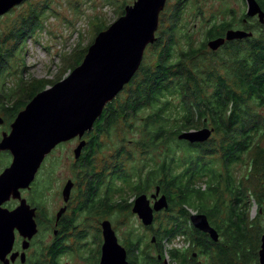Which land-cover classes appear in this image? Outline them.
<instances>
[{"label": "trees", "instance_id": "16d2710c", "mask_svg": "<svg viewBox=\"0 0 264 264\" xmlns=\"http://www.w3.org/2000/svg\"><path fill=\"white\" fill-rule=\"evenodd\" d=\"M261 2L264 6V0ZM180 8L179 1L169 15L160 18L157 40L147 46L152 60H142L131 80L106 103L93 128L87 130L85 151L79 160L80 172L87 173V178L92 179L78 210H86L90 219L113 211L116 203L111 201L116 191L126 201L125 205L118 204L119 213L128 211L126 214H130L131 202L127 203V196L156 187L168 202L164 223L158 224L156 242L152 244L162 258L161 240L182 235L191 241L190 248L185 252L169 250L171 258L179 259L180 264H246L254 258L257 264L259 237L263 230L258 225L260 212L251 218L249 209L252 198L257 202L258 210L264 199V120L254 107H264V71H261L264 47L260 46L264 44V35L258 42L260 45L249 41L254 44L250 59L243 54H232L225 63L229 65L218 66L206 42L222 34L230 25L226 21L212 23L205 31L204 40L195 45L189 32L192 27L180 26ZM42 10L43 7H30L28 14L11 24L3 42L17 43L22 38L26 41L32 32L40 30L36 26ZM164 21L166 27L162 26ZM108 25L98 22L95 32ZM181 38H184L185 45H182ZM6 49L0 46V58ZM86 50L76 54L71 70L80 63ZM137 120H140L139 130L135 131L138 136L130 145L133 152L130 150L125 154L123 149L115 150L110 153L109 161L96 167L92 160L101 146L100 136L112 130L133 132ZM210 123L214 126L212 132L219 135L217 140L210 137L205 142L189 143L177 138L181 131L208 127ZM125 138L123 135L122 139ZM180 146L185 151L184 157L176 154ZM217 152L226 176L221 177V172H216L207 159ZM151 153L158 155V161ZM243 153L248 156V169L244 179L236 181L228 174L229 166ZM135 159H140V163L128 167V162ZM99 173L111 174L108 180L101 181L106 177L100 178ZM119 173H135L129 177L130 187L119 180L121 186L115 189L116 178L112 176ZM200 173H210V179L204 182L208 185L207 190L192 186L193 179L198 180ZM133 177H137V181H132ZM221 183H225L223 191L228 194L227 201L221 197L223 191L218 193ZM96 192L100 194L99 199L95 197ZM211 197L215 201L208 206L204 204ZM187 206L207 215L209 224L218 233L217 240L209 239L191 225ZM143 239L145 235L138 233L133 238L124 239L129 264H163L156 255H149ZM193 244L202 249L206 261H194L192 252L197 249ZM95 251L99 254V247Z\"/></svg>", "mask_w": 264, "mask_h": 264}, {"label": "rangeland", "instance_id": "374dc122", "mask_svg": "<svg viewBox=\"0 0 264 264\" xmlns=\"http://www.w3.org/2000/svg\"><path fill=\"white\" fill-rule=\"evenodd\" d=\"M133 1L134 0H24L13 9L0 16V46L7 48L3 51L1 55L2 58H0V94L8 95L12 93L22 101L19 110L24 109L25 105H27L38 92L51 87L53 81L56 82L69 74L72 67L71 65H74L76 54L83 49H87L88 45L93 41L96 35L95 31L98 22L106 23L107 25L110 24L121 15V10H123L124 13L125 5L132 4ZM179 1L181 5L180 26H185L186 28L192 27L189 28V32L191 33V39L195 42V45L200 44L204 40L205 31L212 23H217L224 18L231 21V29L243 28L241 17L246 10L245 0H167L164 10L159 14L160 22V18L169 15L170 11ZM30 7H36L38 9L43 7L36 26V28L40 27V30L37 29L32 32L26 41L22 38L17 43H12L11 41L3 42V37L8 33L11 24L19 20L25 14H28ZM226 10H231L230 13L233 14V16L226 17ZM162 26L166 27L165 21L162 23ZM246 27L255 29L253 30V35L256 37L264 35V22L260 24L256 17H248ZM180 40L182 45H185L183 44L184 38ZM232 42L234 41H231V43ZM222 53L221 51L219 54ZM152 57L150 48L147 47L144 51L143 61L149 62L152 60ZM39 80L42 81L37 82ZM8 99L10 101H8L9 106H12L15 102L14 98L10 97ZM250 102L255 103V101L252 100H250ZM254 107L257 113L260 115L264 114V107L257 105ZM143 114L144 112L139 116ZM139 125L140 120H137L133 132L125 133L124 131L115 130L119 133H117V136L116 132L112 130V132L110 131L100 136L101 146L97 148V153L92 160L95 166L99 167L109 161L110 153H114L115 150L123 149L125 154H129L130 150L133 152L130 145L133 143V139L138 136V133L135 131L139 130ZM123 135L126 136L125 139H122ZM210 137H213L215 140L219 139V135L214 133H212ZM76 144V139L68 143L65 142L56 148L54 153L57 212L60 209L58 203L62 202L60 190L64 180L69 173H75L77 170L73 165V149ZM176 154L180 157H184L185 151L180 146ZM152 155H154L156 161H158V155ZM247 158V154L243 153L238 156L236 162L229 166L228 174L233 176L236 181L244 179V175L248 169ZM207 159L212 162L216 172H221V177L222 175L226 176L227 173H224L225 169L220 163L221 160H219L218 152L207 156ZM140 161V159H135V161L131 160L128 162L127 166H136ZM179 168L181 167L179 166ZM133 174L135 173H119L114 174L112 177L121 180L129 187V177ZM262 177L264 178V174ZM90 179H92V177ZM90 179L87 178V180ZM206 179H210V173H200L198 180L193 179L194 183L192 186H200L202 189L207 190L208 185L204 183ZM131 180L134 181L135 177ZM219 181H221V178ZM212 182L217 183L218 181L213 180ZM262 183H264V180H262ZM114 185L115 189L117 188L116 185L118 188L121 186V184H117L115 181ZM224 187L225 183H221L219 186V194L224 190ZM149 192H154V188ZM117 194L118 192L116 191L113 193V199L111 201L116 203L115 210L104 213L102 216L96 218L92 217L91 220L86 210L75 211V214L72 216L74 228H69L71 231L66 234L67 239L64 243L65 246L56 256L57 264H96L98 254L95 249L98 247V243H96L98 240L97 237L94 236V232L96 227H98L99 220L105 218L111 222L117 238L122 245L126 246L124 239H129V237L133 238V236L138 233L140 235H145L143 246L145 247L146 244L149 255L155 256V253H158L156 248L152 245L154 243L151 242L150 239L152 235H155V231L159 226L153 222L148 227H145L135 213L131 212L130 214H126L128 211L123 210V214L119 213L118 204L122 203L125 205L126 201ZM95 197L99 199L100 194L96 192ZM221 197L223 200L227 201L228 194L223 191ZM132 199L133 194H129L127 196V203L131 202ZM251 200L249 216L253 218L256 216L257 211L260 212L258 225L264 232V199L261 202L262 207L260 210H258L257 202H255L253 198ZM214 201L215 199L211 197L205 200L204 204L208 206ZM196 202L198 203V201ZM187 210L189 214L197 211L189 206H187ZM175 213L176 212L173 214ZM164 214L167 215V212ZM170 214L171 212H168V215ZM97 218H99L98 221ZM185 238L182 235H178L170 239L163 238L161 240L164 262L166 261L168 264H180L179 259L174 260L171 258L169 250L176 249L180 252H185L192 244L187 237ZM259 238H261V236ZM148 244L151 245L149 246ZM94 255L97 256L96 262ZM201 260L203 262L206 261L204 257H201ZM246 264H256V258L251 259ZM257 264H259V262Z\"/></svg>", "mask_w": 264, "mask_h": 264}, {"label": "water", "instance_id": "95a60500", "mask_svg": "<svg viewBox=\"0 0 264 264\" xmlns=\"http://www.w3.org/2000/svg\"><path fill=\"white\" fill-rule=\"evenodd\" d=\"M23 1L0 0V16ZM165 2L166 0H134L132 4L125 5L123 14L96 33L82 60L69 74L51 87L41 90L30 100L12 123L7 145L14 154L12 165L20 161V165H27L26 169L31 168L32 173L54 146L75 136L81 138L85 131L92 128L106 103L115 98L140 67L147 45L157 40L159 14ZM246 3V15H257L258 21L263 23L264 11L258 2L246 0ZM250 35V31L229 28L224 37L208 40L207 46L215 50L225 40L241 39ZM212 130L207 126L184 130L177 134V138L189 143L205 142L210 138ZM84 145L85 140L82 139L73 149L75 159L79 158ZM72 186L73 182L68 180L63 187L65 202ZM157 193L158 188L155 190V194ZM167 207L165 195H161L151 206L146 195L139 194L134 199L131 211L144 226H148L154 219L153 212ZM64 210L65 207L59 209L57 219ZM189 221L196 229L217 240L218 233L209 224L205 213H190ZM100 227L102 243L98 264H129L127 250L118 241L110 221L102 220ZM2 242L0 252L3 255L5 241ZM9 242L7 241L11 244ZM258 262L264 264V232L260 238ZM165 264L168 263L165 261Z\"/></svg>", "mask_w": 264, "mask_h": 264}, {"label": "flooded vegetation", "instance_id": "af4514ba", "mask_svg": "<svg viewBox=\"0 0 264 264\" xmlns=\"http://www.w3.org/2000/svg\"><path fill=\"white\" fill-rule=\"evenodd\" d=\"M256 1L258 2L260 8L264 11V6L261 0H256ZM246 11H247V3H246V10L243 16L241 17V24L243 25V28H233V29H243L248 32L250 31L252 35L241 39L225 40L223 44H221L215 50L210 49L207 46V42H206V47L208 48V51L212 59L214 60L215 63H217L218 66L220 64L229 65L225 63H227L230 60L232 54L235 55L237 53L239 55L243 54L247 59H250V57L253 55V52H251L250 49L252 50L254 44L260 45L258 42L262 40L261 39L262 35L256 37L253 35L254 34L253 30L255 29H249L248 27H246V22L248 20ZM230 12L231 10H226L227 13L226 17L233 16V14H231ZM255 17L258 20L257 15L253 16V18ZM220 21H226L230 26L226 28L222 34H219L213 37L212 39L218 37H224L226 30L231 28L232 26L231 21L228 19L224 18ZM251 40L255 41V43L253 44L249 42ZM231 41L234 42L231 43ZM260 46L264 47V44ZM232 48H234L235 51L233 50L231 51ZM221 51L223 53L219 54ZM254 51L257 52L258 50H254ZM261 71H264V65ZM40 81L42 80H39L37 82ZM54 83L55 81H53V84ZM10 97L14 98L15 100L12 106H9L8 104L9 101L8 98ZM21 103L22 101L19 98L15 97L12 93L8 95L0 94V244L3 240L5 241V243L3 244V250L5 251V253H3L2 255V253L0 252L1 253L0 264H57L56 256L61 252V250H63L62 248H64L65 246L64 245L65 242H63L62 239L63 232L65 231L64 235H66L71 231V229L69 228H74V225L72 223L73 218L71 219L69 217H72L73 214H75V210L78 211L79 207H81V204L85 199V195H86L85 191L88 189V184L91 180H87V173L80 172L82 165L79 160L85 151L86 146L84 145L83 148L81 149V154L79 158L75 159L73 154V160H74L73 165L77 168V170L75 173H69V175L64 180V183L60 190V196L62 202L58 203V205L59 208L65 207V210L63 211L60 218L56 219L57 211H56V198H55L56 179H55L54 153L56 148H58L61 144L65 142L68 143L76 139L78 144V142L82 139L87 141L88 132L85 131L82 134L81 138L75 136L67 141L58 143L41 159L37 168L33 170L32 173H31L32 169L31 168L26 169L27 165L26 166L22 164L20 165L21 163L20 161L16 165H12L14 154L12 149L7 147V145H8L9 136L12 132V123L14 122L18 113L21 111L19 110V108H21L20 106L22 105ZM209 125L210 126L208 127L212 128L214 131V126L212 125V123H210ZM17 156H18V150H17ZM29 166L31 167V165ZM99 174L101 175L100 178L106 177L105 180L102 179L101 181H106L108 180V177L110 176L111 173H99ZM68 180H71L73 182V186L70 189L69 198L67 202H65L63 200L62 190L65 183ZM135 181H137V177H135ZM115 182L118 184L119 179L116 178ZM116 187L118 188L117 185ZM155 188H154V192H149V191L140 192L136 195H133V199L131 201V207L134 202V199L139 194H145L147 199L149 200V204L152 206L154 202L161 195H163L160 189L158 193L155 194ZM131 207H130V211H131ZM164 213H166V209H160L158 211H154L153 212L154 219L152 223L155 222L157 225L159 223L160 224L164 223L162 222V220L164 219L163 216H166ZM159 217L162 218L158 220ZM99 218H97V221L99 220ZM102 220L104 219L99 220L98 227H96L94 232V236H96L98 240L96 241V243H98L99 254H100V245L102 243V235H101V227H100V222ZM205 234L206 236H208L209 239H211L208 233ZM152 237H154L153 241H152ZM152 237L150 241L153 243L156 242V235H152ZM66 239L67 237L64 239V241ZM7 241H10L9 243L11 244H8ZM193 245L195 249H197V251L195 252L193 250L192 258L196 262H202L201 257H204L205 254H203L200 251L202 249L198 245L195 244ZM123 246L125 247V245ZM99 254H98V259H99ZM156 256L159 260H161L162 263L165 264L160 254L157 253ZM94 258L96 262L97 256L94 255ZM98 259H97V264H98Z\"/></svg>", "mask_w": 264, "mask_h": 264}, {"label": "bare ground", "instance_id": "6f19581e", "mask_svg": "<svg viewBox=\"0 0 264 264\" xmlns=\"http://www.w3.org/2000/svg\"><path fill=\"white\" fill-rule=\"evenodd\" d=\"M194 213V212H193Z\"/></svg>", "mask_w": 264, "mask_h": 264}]
</instances>
